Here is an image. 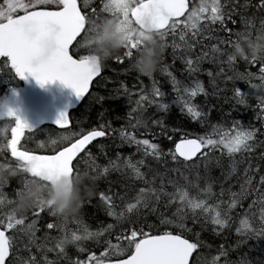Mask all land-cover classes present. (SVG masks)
<instances>
[{"label":"snow or ice","instance_id":"6c2138e0","mask_svg":"<svg viewBox=\"0 0 264 264\" xmlns=\"http://www.w3.org/2000/svg\"><path fill=\"white\" fill-rule=\"evenodd\" d=\"M257 7L262 13L257 42L250 39L249 29L254 28L255 25L245 15L248 4L240 3V0H199L198 3H194L193 0H106L102 10L111 13L112 17H119L132 32L139 27V18L142 15H150L164 38V47L167 46L165 38L171 36L173 55L176 56L177 49L183 50L180 58L191 77L199 71V63L209 56V52L203 49L209 47L205 44V40L214 38L216 29L213 25L219 24L220 31L226 30L231 35L232 30L228 27V22L237 24L238 21L234 19L237 16L243 27V31L234 33L237 41L235 43L230 40L220 41L232 43L234 51L222 52L217 45H211L213 62L226 55L229 67L234 64L237 57H242L246 62L264 65V0H260ZM91 20L93 19L86 18L82 14L77 0H0V58L4 60V67L10 66L19 79L26 80L29 76L33 77L41 86L58 80L71 88L78 99L84 98L89 93L94 79L102 72L99 63L94 62L93 57L80 54V49L85 47L82 33L87 31ZM205 33L208 35L206 36ZM241 40L247 41L250 50L247 53L240 45ZM197 46L202 50L199 54L195 53ZM125 50L124 55L132 57L133 50H136L135 42L125 47ZM193 55L196 57L195 60L192 58ZM222 74H224L223 68L215 75L211 71L208 72L213 83L216 77ZM168 75L171 77L172 92L175 93L171 103L178 105L181 113L199 123L204 134L185 131L173 139L174 134L182 131L181 128H173L171 133H168L161 120H153L152 123L158 125L161 133L167 134V139L174 145V149L169 148L167 157L160 144L149 139H137L135 134L123 129L120 130L121 140L135 144L137 152H142L144 157H151L165 165L170 158L175 167L167 168V173L175 172L185 180H188V177L183 175L184 171L199 169L201 165L204 169H208L216 150L222 155L226 154L231 161L229 175L237 171L238 165H246L243 168L244 184L247 185L244 195L256 194V199L252 200L248 209L252 212L255 207H259L261 227L253 228L245 214L246 219L241 221L244 231L239 228L237 231L245 236L251 234L264 236V175H260L259 188L253 185L254 174L264 171V139L260 138L264 137V128H255L250 124L245 126L239 120H232L229 123L227 119L223 123L210 124L208 118L211 109L206 111L205 107L195 102L198 96L209 95L204 84L198 79L183 84L171 72ZM251 78L252 73H236L227 76L226 82ZM259 79L264 82V66L260 68ZM251 87L259 90L257 107L260 109V116H264V83L253 84ZM214 88V95L221 91L215 83ZM120 92L121 89H115L113 98ZM123 92L131 101V93L126 87H123ZM233 92L232 98L236 105L247 106L248 97L252 93L242 92L234 85ZM164 97L165 93L156 86L155 81L150 91L141 89L139 99L134 101L136 106L128 113L130 126L148 128V124L142 119L145 105H155L157 110L167 112L170 104L163 102ZM228 115L231 116V113ZM3 118H14L15 126L11 127V138L0 146V164L16 167L23 162H29L33 165L31 173L43 170L64 171L69 175H78L86 172L93 181L98 176L109 173L110 168L119 170L121 167L117 163L120 160L117 154V160H110L109 166L100 170V166L95 163L88 149L94 140L108 135L110 124L107 127L99 125L87 131L71 133L61 137L60 140H51L50 143L54 146L51 154H34L28 149L21 150L18 147L25 131H33L32 127L11 108L6 113H0V119ZM132 119H135V124H132ZM55 122L61 128L67 127L70 123L67 112H61ZM209 128L210 131L207 130ZM7 131V128L0 129V135L6 134ZM41 147H44L43 143ZM101 151H104L103 145ZM82 153L88 156L86 163L90 162L89 169H94L95 175L79 167L80 159H83ZM238 155L242 159L237 160ZM216 163L219 164V159ZM144 164L143 159L135 163L131 158L123 161V166L131 170L133 176L137 180H142L145 186L140 187L126 203H124L125 198L120 197L123 203L120 211L116 210L117 205L113 197L100 193L101 200L107 206L108 215L121 226V231L116 235V243L104 238L105 233L112 234L113 224L96 232H91L87 226H83L78 234L68 233L61 225L48 223L47 229L60 228L63 235L53 238L45 234L41 239L36 236L39 230L36 228V220L26 224L24 216L17 215L12 209L11 212L0 215V264H61L62 259H68L67 245H75L78 251L84 252L86 249L81 243L89 240L94 241L98 246L102 244L103 251L99 255L91 252L86 261L68 259V264H206L197 251L201 246L199 234H194L197 237L196 242L186 238L185 232H192V229L187 228L185 221L191 213V219L195 224L199 216L204 214L206 218L210 217L213 225L220 228L227 227L231 220L230 214L240 203L237 194H232L231 201L224 208H221L223 201L211 205L206 200L190 197L188 191L177 181L171 179L166 181L158 168L149 169L147 175H151L153 179H146V173L140 171V167ZM168 184H171L175 190L167 191ZM241 187L244 191V185ZM206 191L210 194V186ZM223 194L222 190L221 196ZM5 202L6 197L0 192V205ZM7 203L14 204V201ZM36 208L41 210L48 208L50 214L56 216L52 208L43 203H38L33 209ZM161 208H175V211L169 218ZM151 216H156L160 225H172L180 231L164 230L155 224L147 223ZM145 228L148 230L146 231ZM50 241H54L52 246H48ZM33 248L36 249V254H32ZM50 252L56 253V260L48 259L47 254ZM23 253L28 255L25 257ZM194 253H196L195 257ZM218 260L219 257H215L210 264H217Z\"/></svg>","mask_w":264,"mask_h":264},{"label":"trees","instance_id":"16d2710c","mask_svg":"<svg viewBox=\"0 0 264 264\" xmlns=\"http://www.w3.org/2000/svg\"><path fill=\"white\" fill-rule=\"evenodd\" d=\"M83 15L86 18L93 20L89 21V34L85 36L83 43L87 44V49L92 52L102 53L107 49V38L104 36V28L101 21L105 18H112L109 13L104 12L103 4L106 0H93L88 6H83L81 0H77ZM198 3L199 0L193 1ZM240 3H247L248 8L245 10V15L251 21H253L255 27L250 28V39L253 42H257V37L260 27L261 11L257 7L260 0H240ZM95 13V15H93ZM98 18V19H97ZM238 21L233 25L228 22V27L231 28L232 34L230 35L226 30L220 31V25H213L216 29L214 38L211 40H205V44L209 47L204 48L203 51H208L209 56L199 63V71L194 76H189L187 67L183 60L180 58L182 49L176 50V56L173 55L172 37L165 38L167 46L164 49L163 58L159 64L158 70L151 76L142 75L134 70L137 62H143L145 60L152 59L155 54V48L153 40L158 33L149 34L150 39L147 43L137 47L133 50V56L127 57L124 55L125 47H123L119 53L111 57L106 61L101 76L93 83L88 96L83 100L81 105L74 112L70 113L71 127L65 131H58L52 127H38L35 128L37 132L24 133L21 137L20 147L21 150L28 149L35 153L50 154L52 148L51 140H60L61 137L70 135L71 133H79L82 130L87 131L92 128H96L99 125H111V129L108 135L102 137L98 142L91 145L90 150L92 157L95 159V163L100 166V170L109 166L110 160H117V154L120 156V160L117 161L121 165L119 170L110 168L109 173L100 175L93 181L86 172H81L78 175H73V191L72 198L83 196L85 191L88 192L84 196L82 206L78 213L68 218H62L59 216H53L50 214L48 208L43 210L36 208L31 209L25 216V223L29 224L33 220H36V228L39 230L36 232V236L41 239L47 234L49 237L58 238L63 235L60 228H54L52 230L47 229L48 223L61 225L68 233L77 232L78 234L82 230L83 226H87L89 231L96 232L101 228H106L107 225L113 224L114 228L111 230V235L105 233L107 239H111L112 243H116V235L121 231V226L117 221L109 216L107 213V206L100 198V193L103 192L108 196L113 197L116 210L120 211L123 207V203L120 197H124V203L133 197L138 192L140 187H144L142 180H137L131 170L123 166V161L131 158L135 163L138 160L143 159L145 164L140 167V171L146 173V179L152 180L151 175H147L149 169H159L168 179L175 180L177 183L184 187L188 191L190 197L206 200L209 204L215 205L223 201L221 208L231 201L232 194H237V199L240 201L239 205L232 211L231 220L227 227L220 228L217 225L211 223L210 217L204 214L199 216L197 223L193 224L191 219V213L186 219L185 223L187 228H191L192 232H185L186 238H190L191 242H196L197 237L195 233L199 234L200 247L198 252L206 264H210L213 258L219 257L217 264H264V236H258L255 234L241 235L237 229L244 231V226L241 223L242 220L249 219L253 228L259 229L261 227V221L259 217L260 209L255 207L252 212H249L248 206L252 200L256 199V194L245 196L244 192L247 191V185L244 184L243 168L246 165H238L237 171L229 175L231 171V161L226 154L222 155L219 150H216L213 161L208 169H204L203 165L199 169L192 171H184V176L188 177L185 180L177 173H167V168L175 167V164L168 158V164L165 165L161 161H157L151 157H144L142 152H137L135 144H129L123 142L120 138V130L135 134L137 139H149L151 142L160 144L165 157H167L169 148L174 149V145L167 139V134L161 133L160 127L152 123L153 120H161L164 127L171 133L173 128H181L180 133L174 134L173 139H176L178 135H182L183 132H191L203 135L204 130L202 126L196 121L191 120L189 117L181 113L180 108L176 104L171 103V99L175 96L172 92L171 77L168 73L171 72L177 80L183 84L191 83L192 79L200 80L205 90L209 93L207 97L200 95L196 98V103L205 107L207 111L211 109L208 122L210 124L223 123L225 119L230 123L232 120H239L245 126L252 125L255 128H264V116H260V109L257 107L259 101L257 96L259 95L258 89H253L251 85H259L262 82L259 79L260 68L264 65L259 63L246 62L242 57H237L234 64L229 67L227 62V56L217 58L216 62H213L211 55V45H217L222 52H233L234 48L232 43L237 41V37L234 35L237 31H243L242 25L239 23V16L234 17ZM93 21H95L93 23ZM87 27V25H86ZM83 35V34H82ZM207 36L208 34L205 33ZM179 43L178 37L176 38ZM232 43H221L220 41H228ZM240 45L245 49L246 53L250 51L247 46V41L241 40ZM201 47L197 46L195 53H201ZM80 54H86L85 49H80ZM195 60V55L192 57ZM121 61H123L121 63ZM251 61V57H249ZM224 69V74L217 76L215 85L221 90L217 94H213L215 91L212 78L208 76V72L216 73L220 72V69ZM236 73H252L250 80L237 79L233 81H227V76L234 75ZM153 81L156 82V86L160 87L165 93L164 101L169 103L170 107L167 112L157 110L155 105H145V111L142 113V119L148 124V128L144 127L133 128L129 124L128 113L131 108L135 107L134 101L139 99L141 89L150 91L153 86ZM233 85L241 89L242 92L252 93L248 97V104L236 105L235 100L232 98L234 95ZM21 86V83L16 77L13 70L10 67H4V60L0 58V105L15 96L11 93L17 92ZM126 87L131 93V101L129 97L124 94L123 87ZM121 89L118 96H115L114 90ZM103 98L98 99V98ZM2 105V106H3ZM231 113V116L228 114ZM138 114V113H137ZM137 114H133L134 116ZM7 123V125H5ZM132 124H135V119H132ZM14 118L0 119V129L7 128L8 131L4 135H0V146L7 143L11 138V127H14ZM115 130V131H112ZM210 131V128L207 129ZM154 133V135H153ZM264 139V137H260ZM43 142V149L37 147V143ZM101 145L104 146V151H101ZM83 159H80L79 167L82 170H89L92 175L96 172L94 169H89L88 156L83 153L81 155ZM219 159V164L216 160ZM237 160L242 159L239 155ZM163 160V157H162ZM7 167V165H5ZM21 171V175L27 174V179L24 180V191L21 195L34 196L38 203H43L48 207H51L52 197L54 196L52 189L47 181H40L31 177L27 171V166L21 163L16 166ZM260 175H264V171L254 174L253 185L259 188ZM199 176V179H197ZM190 181V182H189ZM91 183L90 187L88 185ZM159 183V180H157ZM29 185H35V188H29ZM242 185H244V191H242ZM210 186V194L206 191ZM21 185L17 179H12L10 183L0 186V192L6 197V202L0 205V215L11 212L14 204H9L7 201H15L16 195ZM167 191L172 192L175 189L171 184L167 185ZM223 190V196L221 191ZM165 214L171 218V213L175 211L172 209H163ZM38 213V215H37ZM254 213V216H253ZM147 223L155 224L164 230L179 232V229H175L174 226L160 225L156 216L148 218ZM147 231L148 229L145 228ZM54 241H50L48 246H52ZM81 246L86 249L84 252L78 251L75 245L69 244L66 246L67 258L71 261L77 259L87 260L88 255L91 252H95L97 255L103 251L102 244L96 245L94 241H83ZM225 253V255H221ZM32 254H36V249H32ZM26 257L28 253H23ZM49 260H56L57 256L55 252L47 254ZM196 253H194V257ZM68 259H62L61 264H68Z\"/></svg>","mask_w":264,"mask_h":264},{"label":"water","instance_id":"95a60500","mask_svg":"<svg viewBox=\"0 0 264 264\" xmlns=\"http://www.w3.org/2000/svg\"><path fill=\"white\" fill-rule=\"evenodd\" d=\"M77 5L78 8H80L78 1ZM137 29L144 34L159 33L158 25L154 22L153 18L147 14H144L139 18V27ZM99 77H96L93 83ZM19 80L22 84L21 90L10 100L8 109H13L21 119L27 122V124L38 127L48 126L58 131H65L71 127V123L64 128H61L56 124L55 121L60 113L67 112L69 116L70 113L77 110L89 94H86L84 98L78 99L71 88L66 87L58 80L44 86L37 83V81L31 76L26 80ZM92 85L90 86V90ZM101 138L102 137H99L94 140L88 148L98 142ZM23 164L27 165V171L31 177L40 181H47L54 195L57 194L59 190H63L64 194L71 197L73 191V175H69L64 171L48 172L41 170L36 173H31L30 170L33 168V165L29 162H23Z\"/></svg>","mask_w":264,"mask_h":264},{"label":"clouds","instance_id":"9594fccd","mask_svg":"<svg viewBox=\"0 0 264 264\" xmlns=\"http://www.w3.org/2000/svg\"><path fill=\"white\" fill-rule=\"evenodd\" d=\"M95 21H93L94 23ZM104 31L107 33V49L102 53L89 51L84 47L86 55L94 58V62H98L101 69H103L107 60L120 52L126 42V27L120 21L119 17L105 18L101 21ZM89 34V25L87 31L83 34V40L86 35ZM155 48V54L152 59L145 60L143 62H137L134 70L142 75L151 76L158 70L159 64L164 55V38L160 33L157 34L153 40ZM27 174L21 175L20 169L17 167H9L4 164H0V186L8 184L12 179H17L21 185L17 192L16 199L14 201L13 210L17 215L25 216L31 209L37 206L38 201L34 196L21 195L24 191V180L27 179ZM91 183L88 185L90 187ZM29 188L34 189L35 185H29ZM88 194L85 191L83 196L72 198L64 194L63 190H59L57 194L52 197L51 208L54 213L62 218H68L78 213L82 206L84 196Z\"/></svg>","mask_w":264,"mask_h":264},{"label":"rangeland","instance_id":"374dc122","mask_svg":"<svg viewBox=\"0 0 264 264\" xmlns=\"http://www.w3.org/2000/svg\"><path fill=\"white\" fill-rule=\"evenodd\" d=\"M91 1H93V0H81L83 6H88ZM193 1L196 2V0H193ZM109 15H111V13H109ZM111 17H112V15H111ZM126 29H127V31H126V42H125L123 47H127L132 42H135L136 49H137V47L147 43V41L150 39V35L142 33L139 29H136L134 32H132L131 29H128L127 27H126ZM104 36L107 38V33L105 31H104ZM84 45H85V47H87V44L85 42H84ZM17 92H18V90H17ZM17 92L11 93V95H13ZM3 102H5V104L0 105V113L5 112L6 105L8 104V101L6 102V99ZM5 125H7V123H5ZM29 126L32 127V129H33V131H31V132H37V130L35 128H38V127H35L33 125H29ZM1 129H4V128H1ZM26 132L29 133V131H27V130L25 131V133ZM42 143L43 142L37 143V147L43 149V147H41Z\"/></svg>","mask_w":264,"mask_h":264},{"label":"flooded vegetation","instance_id":"af4514ba","mask_svg":"<svg viewBox=\"0 0 264 264\" xmlns=\"http://www.w3.org/2000/svg\"><path fill=\"white\" fill-rule=\"evenodd\" d=\"M9 67H10V66H9ZM18 79H19V78H18ZM19 81H20V80H19ZM20 83H21V82H20ZM21 87H22V84H21V86H20L18 92L21 90ZM18 92H17V93H18ZM17 93H16V94H17ZM16 94H15V95H16ZM13 97H14V96H13ZM8 105H9V103L6 105V108H5V112H4V113L7 112V110H8ZM28 125H30V124H28ZM33 126H34V125H33ZM35 127H38V126H35ZM26 166H27V165H26Z\"/></svg>","mask_w":264,"mask_h":264}]
</instances>
